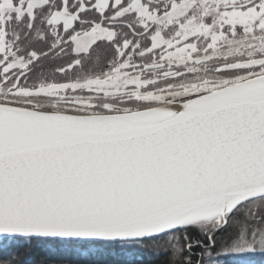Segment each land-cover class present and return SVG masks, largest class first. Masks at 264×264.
Here are the masks:
<instances>
[{
  "label": "snow or ice",
  "instance_id": "snow-or-ice-1",
  "mask_svg": "<svg viewBox=\"0 0 264 264\" xmlns=\"http://www.w3.org/2000/svg\"><path fill=\"white\" fill-rule=\"evenodd\" d=\"M264 264V0H0V264Z\"/></svg>",
  "mask_w": 264,
  "mask_h": 264
},
{
  "label": "trees",
  "instance_id": "trees-1",
  "mask_svg": "<svg viewBox=\"0 0 264 264\" xmlns=\"http://www.w3.org/2000/svg\"><path fill=\"white\" fill-rule=\"evenodd\" d=\"M45 259V255L43 253H35L32 257L33 264H40Z\"/></svg>",
  "mask_w": 264,
  "mask_h": 264
}]
</instances>
